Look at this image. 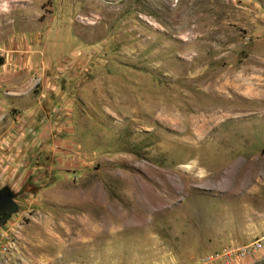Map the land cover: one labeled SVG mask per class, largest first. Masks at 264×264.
Returning a JSON list of instances; mask_svg holds the SVG:
<instances>
[{
	"label": "rangeland",
	"instance_id": "obj_1",
	"mask_svg": "<svg viewBox=\"0 0 264 264\" xmlns=\"http://www.w3.org/2000/svg\"><path fill=\"white\" fill-rule=\"evenodd\" d=\"M28 44L58 50L82 168L9 191L0 264H196L264 239V0H0V51ZM26 107L0 111L5 169Z\"/></svg>",
	"mask_w": 264,
	"mask_h": 264
},
{
	"label": "crops",
	"instance_id": "obj_2",
	"mask_svg": "<svg viewBox=\"0 0 264 264\" xmlns=\"http://www.w3.org/2000/svg\"><path fill=\"white\" fill-rule=\"evenodd\" d=\"M30 45L23 46L24 49L17 46L18 49L12 47L13 49L0 51V111L28 105L24 114L29 117L24 124L17 120L6 129H29L35 133L24 148L9 152L8 156L13 159L9 162L8 169L3 165L6 158L2 157L0 161V178L5 177L7 170L9 174L6 178L14 184L3 186L13 193L17 185L22 187L31 178L33 181L38 178L47 183L60 174V171L75 175L82 168L76 158L71 135L73 101L56 80L45 75L48 66L53 69L48 57L58 50L47 46L48 49L45 47L39 53L37 44L32 45L33 49ZM23 82L28 85L27 89L22 88ZM37 84H40L39 95L33 92ZM252 262L246 260L243 264Z\"/></svg>",
	"mask_w": 264,
	"mask_h": 264
},
{
	"label": "built area",
	"instance_id": "obj_3",
	"mask_svg": "<svg viewBox=\"0 0 264 264\" xmlns=\"http://www.w3.org/2000/svg\"><path fill=\"white\" fill-rule=\"evenodd\" d=\"M264 247V239L258 240L253 247L228 248L220 255L207 256L196 264H230L231 261L241 262L256 255Z\"/></svg>",
	"mask_w": 264,
	"mask_h": 264
},
{
	"label": "flooded vegetation",
	"instance_id": "obj_4",
	"mask_svg": "<svg viewBox=\"0 0 264 264\" xmlns=\"http://www.w3.org/2000/svg\"><path fill=\"white\" fill-rule=\"evenodd\" d=\"M16 205L13 196L6 187L0 189V228L8 220Z\"/></svg>",
	"mask_w": 264,
	"mask_h": 264
},
{
	"label": "water",
	"instance_id": "obj_5",
	"mask_svg": "<svg viewBox=\"0 0 264 264\" xmlns=\"http://www.w3.org/2000/svg\"><path fill=\"white\" fill-rule=\"evenodd\" d=\"M262 264H264V263H262Z\"/></svg>",
	"mask_w": 264,
	"mask_h": 264
}]
</instances>
